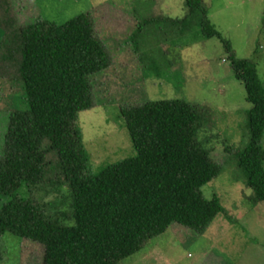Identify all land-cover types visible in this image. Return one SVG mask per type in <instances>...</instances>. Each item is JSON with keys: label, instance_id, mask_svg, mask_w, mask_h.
Segmentation results:
<instances>
[{"label": "trees", "instance_id": "1", "mask_svg": "<svg viewBox=\"0 0 264 264\" xmlns=\"http://www.w3.org/2000/svg\"><path fill=\"white\" fill-rule=\"evenodd\" d=\"M185 6L183 20L143 24L166 23L178 32L195 26L203 38L224 43L252 105L249 142L235 155L254 202H264V87L256 65L231 53L202 0H185ZM15 35L27 109L10 114L0 156V194L8 198L0 209V237L10 233L41 244L42 264H118L174 223L205 234L224 210L219 198L202 193L221 171L198 139L202 110L182 100L120 109L135 155L91 175L77 120L93 106L90 75L110 63L92 20L85 14L62 25L39 20ZM53 165L63 176L58 187L64 183L71 192L67 212L52 206L53 194L34 198V190L53 182L46 178Z\"/></svg>", "mask_w": 264, "mask_h": 264}, {"label": "rangeland", "instance_id": "2", "mask_svg": "<svg viewBox=\"0 0 264 264\" xmlns=\"http://www.w3.org/2000/svg\"><path fill=\"white\" fill-rule=\"evenodd\" d=\"M202 1L231 53L256 65L264 87V0ZM81 14L92 20L110 60L107 68L90 75L93 106L77 120L89 173L135 155L120 109L163 100L186 101L202 110L198 139L221 167L202 188L204 198H219L224 210L205 234L174 223L118 264H264V202H254L235 155L249 142L252 105L244 83L233 74L224 43L203 38L195 26L178 32L166 23L143 24L155 18L183 20L188 15L185 0H0V156L10 114L27 109L16 32L39 20L62 25ZM55 160L48 157L50 164ZM48 170L47 181L53 182L34 190V198L53 194L52 206L67 212L71 192L64 183L58 187L63 176L55 165ZM7 201L0 194V209ZM42 261L41 244L10 233L0 237V264Z\"/></svg>", "mask_w": 264, "mask_h": 264}]
</instances>
